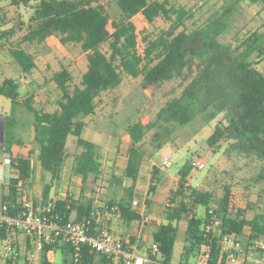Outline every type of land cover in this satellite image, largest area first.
Listing matches in <instances>:
<instances>
[{"label":"trees","instance_id":"1","mask_svg":"<svg viewBox=\"0 0 264 264\" xmlns=\"http://www.w3.org/2000/svg\"><path fill=\"white\" fill-rule=\"evenodd\" d=\"M10 1L13 5L22 6L30 4L32 0ZM33 1L35 4L28 18L27 30L18 41H11V38L22 23L0 30V49L6 48L9 51L24 79H28L26 76H30L32 70L37 68V63L34 55L24 49L22 44H45L50 36L56 37L62 46L70 43L79 45L86 56L87 68L79 84L72 88L69 84L72 74L67 67L62 66L52 74L51 79L61 92L57 100L58 109L53 111L34 107L32 95L20 99V87L16 79L4 77L0 80V95L11 102L9 112L0 114L3 121L2 147L10 169L9 178L0 183V202L8 204L10 215L19 216L23 211V203L28 200L34 176V154L35 161L42 172L49 175L50 180L42 178L44 183L41 195L33 197V205L37 208L52 202L49 213L51 220L65 223L72 219L74 213L72 220L88 221L89 232L96 233L95 217L98 207L92 201L83 203L71 196L54 199L51 197V188L54 182L62 179L66 159L70 156L67 151L69 142L78 150L73 155V172L82 182L90 176L94 180L100 179L103 165L99 145L82 136L86 127L84 118L95 113L96 100L102 92L120 85L123 74L134 78L141 76L144 89L174 78L186 83L177 96L160 107L153 121L137 119L127 126L129 141L120 140L118 150H126L123 181L126 184L131 182V185L126 187V195L108 200L104 208L98 209L117 214L124 223L139 219L138 208L132 205V200L133 186L144 159L142 140L152 131L151 140L155 143V149L159 150L175 137L174 132L178 128L193 126L198 116L206 125L215 121L212 132L206 138L211 149L218 151L226 143L223 154L227 158L239 156L257 162L260 169L258 177L264 178V73L258 67L259 62L264 59V31L255 29L237 36L234 45L220 41L218 37L230 26L235 7L232 3L222 4L218 15L207 20L204 36L212 47H221L213 57L227 54L228 64L238 78V101L241 108L233 115L224 98H220L211 107H203L195 114L198 87L192 61L202 55L194 47L195 34L200 36L201 33H190L187 30L186 22L190 14L184 7L169 0ZM245 1L260 4L264 9V0ZM112 7L117 11L113 16L108 10ZM138 13L151 25L158 18L168 22L167 27L154 36L144 31L141 36L142 53L138 51V31L133 22V17ZM103 43L108 44L109 52L101 49ZM20 113L31 115V120L21 121ZM23 126H31L33 131L30 142L32 146L26 152L17 149V146L24 145L20 134ZM188 175V169L179 171L175 186L169 189L162 214L163 221L152 232V243L158 249L157 255L152 256V259L157 260L159 256L164 262L171 263L178 222L182 219L187 221L183 264L194 257L201 243H210L212 246L211 264L219 259L223 262L226 254L221 252V239L224 235H234L236 241L242 242L246 246V255L254 252L264 259V249L255 246V241L264 242V214L256 213L251 218L246 217L244 209L233 205L230 185H225L222 196L211 203L213 195L191 187ZM159 176V168L153 166L151 184L144 199L145 207L151 205ZM114 179L120 182L119 179ZM199 205L205 207L201 218L194 210ZM112 207L116 209L111 210ZM216 220L219 221L217 225ZM6 232L5 227L0 226V240L6 236ZM131 241L134 239L130 238ZM30 248L29 241L23 255L18 249L17 257L1 258V264H28L25 253ZM57 250L62 254L70 253L72 247L59 237L49 242L44 241L41 263L53 264L52 254ZM79 264H112V261L100 251L83 247Z\"/></svg>","mask_w":264,"mask_h":264},{"label":"rangeland","instance_id":"2","mask_svg":"<svg viewBox=\"0 0 264 264\" xmlns=\"http://www.w3.org/2000/svg\"><path fill=\"white\" fill-rule=\"evenodd\" d=\"M4 1L0 0V6L4 4ZM169 1L184 7L190 14V18L186 22L187 30L190 33H201L200 36L195 34L194 47L202 55L195 57L192 61L198 87V100L194 107L195 114H198L203 107H211L213 103H218L220 98H224L230 114L233 115L241 108L238 101V91L240 90L238 78L232 66L228 64L227 54L222 53L213 57L217 49L221 47L216 45L212 47L207 37L204 36L207 30L205 24L208 19H213L214 16L218 15L222 4L226 2L232 3L235 7L230 18L229 29L224 34H221L218 39L234 45L237 36H242L248 31L255 29L264 31V9L260 4H251L245 0ZM34 4L35 1L32 0L28 5L14 6L11 3L8 5L9 7L5 5L0 7V21L3 22H0V30L22 23L17 33L11 38V41H18L27 30L28 18L33 11ZM108 10L111 16L117 14L113 7L108 8ZM133 22L138 31L139 53H142L143 49L141 36L144 31L154 36L168 25V22L161 18L156 19L154 24L151 25L140 13L133 17ZM108 28L111 30L110 25H108ZM22 47L34 55L37 68L32 70L30 76H26L28 79H24L18 64L14 61L9 51L3 48L0 49V80L4 77L15 78L20 87V99H25L28 95H32L34 107L46 111L58 109L57 100L61 92L55 86L51 76L55 71L65 66L72 74V81L69 83L70 87L78 85L82 74L87 68L85 54L81 51L79 45L70 43L67 46H62L56 37H48L45 44L23 43ZM101 49L109 52L108 44L103 43ZM258 67L264 73V59L259 62ZM141 83V76L134 78L123 74L120 85L114 89L102 92L96 100L95 113L84 118L86 127L82 136L99 145V154L103 165L100 179L94 180L90 176L85 182H82L80 177L73 172V155L78 150L69 142L67 151L70 156L66 159L63 171L65 186L62 187L61 180L54 182L51 191L52 198L71 196L73 199L83 203L92 201L93 205H95V199L97 198L105 206L108 200L118 199L126 195V187L131 185V182L126 184L125 180L123 181L126 150H118L119 141H129L127 126L131 122L137 119H141L144 122L153 121L160 107L170 98L177 96L186 82H181L179 79L174 78L160 85L145 89L142 88ZM10 107V100L0 95V114L8 113ZM19 116L21 121H29L32 118L27 113H20ZM214 123L215 121L213 120L210 124H203L200 116H198L193 126L178 128L174 132L175 137L159 150L155 149V143L151 140L152 131L145 135L141 142L144 159L141 163L138 179L133 186V199H137L139 204L134 207L146 209L148 214L146 215L151 220L156 222V220L161 219L162 221L169 189L175 186L178 172L188 169L189 175L187 179L189 185L202 192H210L213 195L211 203H214L222 196L225 185H230L231 194L233 195L232 203L234 206L244 209L246 217L251 218L256 213L264 214V178L258 177L259 164L239 156L227 158L223 154L226 143H223L218 151L211 149L207 145L206 138L212 132ZM1 129L0 125V144L2 145ZM20 134L24 145L17 146V149L26 152L32 146L30 143L33 134L31 126H23L20 129ZM164 157H169L172 161L168 168L161 165ZM32 159L35 161L34 154ZM199 159L205 161V166L202 169L195 167V161ZM0 162L4 164L6 175V171L10 172V169L8 159L3 150H0ZM153 166L158 167L160 170L159 181L156 182L157 192L153 196L151 205L145 207L144 197L147 195V189L151 184ZM34 167V176L28 191V200L31 202L33 197L41 195L44 183L42 178H45V181L50 180L49 175L42 172L37 162ZM114 178L119 179L120 182ZM100 206L102 205L100 204ZM104 206L102 207L104 208ZM194 210L198 217L204 216V206L199 205ZM73 217L74 213L72 214V219ZM186 226L187 221L185 219L178 222L177 241L179 249L185 243ZM152 229L154 230L155 226ZM120 231L122 232L124 229H120ZM239 248L242 251L237 256L239 261L245 264L246 246L240 242ZM19 250L21 255H23L26 249L22 246ZM179 255V252L175 249L171 260L172 264H178V261L179 264H183V254ZM4 257L6 256H3L0 247V264L2 263L1 258ZM68 257L69 254H62L59 250L52 254L54 264H67L64 259ZM248 264L261 263L254 259Z\"/></svg>","mask_w":264,"mask_h":264},{"label":"built area","instance_id":"3","mask_svg":"<svg viewBox=\"0 0 264 264\" xmlns=\"http://www.w3.org/2000/svg\"><path fill=\"white\" fill-rule=\"evenodd\" d=\"M1 147L0 144V150L2 151L3 147ZM171 164L172 161L169 157H164L161 161V165L165 168H168ZM204 166V160L195 161L197 169H202ZM5 180L4 164L0 162V183ZM137 204H139V201L133 199L132 205ZM52 206L53 203L48 202L47 205L36 208L31 201L26 200L23 203L22 213L19 216H12L8 213V204L0 202V226H4L7 231L6 236L0 240L3 256L15 258L19 255L17 237L23 235L24 237H30L32 241L31 248L25 253L28 264H42L43 242H49L58 237L62 242L72 247V252L67 253L69 254L68 263L79 264L82 249L87 247L90 250L104 253L112 261V264H172L164 262L159 256L157 260L152 259V256L157 255L158 252L154 243H151L145 251L140 252L132 249L128 241L110 234L106 228H102L97 233H90L87 227L88 221L71 219L65 223H57L49 217ZM114 209L116 208H111V210ZM144 215L143 212L140 213V217L144 222H152L149 217ZM218 223L219 221L216 220L215 225ZM221 246V252H225L226 255L223 262L219 259L215 264H243L237 256L242 251L239 248L240 242L235 240L234 235L222 236ZM255 246L264 249V242L261 240L255 241ZM211 251L212 246L210 243H201L194 257L186 264H211Z\"/></svg>","mask_w":264,"mask_h":264},{"label":"crops","instance_id":"4","mask_svg":"<svg viewBox=\"0 0 264 264\" xmlns=\"http://www.w3.org/2000/svg\"><path fill=\"white\" fill-rule=\"evenodd\" d=\"M10 4H11L10 0H5L4 4H2L0 7H2L4 5L8 6ZM0 22L3 23L2 21H0ZM50 37L54 38V36H50ZM13 79H15V78H13ZM25 81H27V80H25ZM2 122L3 121L0 119L1 127H3V123ZM32 161H34V160L32 159ZM35 164H36V161H34V166H35ZM60 183H62V187L65 186V180H63V175H62V179H61ZM60 183H58V184H60ZM51 191H52V188H51ZM156 192H157V190H156ZM155 193L153 194V196L155 195ZM153 196L151 198V202H152ZM51 197H52V195H51ZM145 197H144V199H145ZM63 198L64 197H62V196L54 197V199H63ZM100 204L102 206H104L103 205L104 203L102 201H98V199L96 198L95 199L96 208L97 207L98 208L99 207L103 208L102 206H100ZM98 208L96 209V217H95V224H96L95 230H96V233L98 231H100L102 228H106L109 231L110 234L118 236V237H121L123 240L128 241L129 242V246L132 249L140 251V252L145 251L149 247V245L152 243V232L154 231L152 228H154V226H157L158 225L157 223H161L163 221V219H162V221H161V219H158V221L156 220V222L153 221V220H152V222H144L142 217H140L139 219L132 220L129 223H124L119 218V216L117 214L108 212V211H106L104 209H98ZM138 211H139V214L141 212H143L145 214L144 216L148 217L147 216L148 214L146 213V209H142L141 207H139ZM150 224H152V225H150ZM120 229H124V231L121 232ZM130 238H133L134 241L130 242ZM28 240L30 241V245H32V243H31L32 241H31L30 237H28V239H27L23 235H19L17 237L19 249L22 246L26 249L27 246H28V242H29ZM175 249H177V251L179 252L180 255L183 254L184 243L181 246V249H179L178 248V241L176 240V243L174 245V250ZM68 259L69 258L64 259V260L68 261ZM254 259L256 261H258V263L264 264V259L260 255H258L257 253H254V252L246 255L245 264H248L249 262H252ZM178 264H179V261H178Z\"/></svg>","mask_w":264,"mask_h":264},{"label":"water","instance_id":"5","mask_svg":"<svg viewBox=\"0 0 264 264\" xmlns=\"http://www.w3.org/2000/svg\"><path fill=\"white\" fill-rule=\"evenodd\" d=\"M10 172L6 171V178H9Z\"/></svg>","mask_w":264,"mask_h":264}]
</instances>
